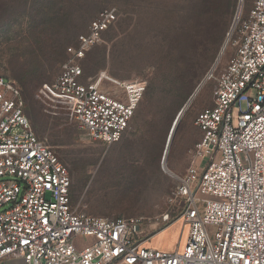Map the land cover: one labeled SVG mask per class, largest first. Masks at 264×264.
<instances>
[{
  "label": "built area",
  "instance_id": "2783aa9c",
  "mask_svg": "<svg viewBox=\"0 0 264 264\" xmlns=\"http://www.w3.org/2000/svg\"><path fill=\"white\" fill-rule=\"evenodd\" d=\"M116 19V9L103 10L40 89L49 109L70 113L107 146L125 137L147 91L143 80L86 76L82 61ZM231 33L230 62L205 78L215 84L214 106L195 118L193 163L183 176L172 173L177 185L162 221L188 226L175 252L148 247L141 219L97 217L73 205L69 171L34 131L21 88L0 76V264H264V0L246 14L241 6ZM78 239L89 242L79 248Z\"/></svg>",
  "mask_w": 264,
  "mask_h": 264
},
{
  "label": "rangeland",
  "instance_id": "374dc122",
  "mask_svg": "<svg viewBox=\"0 0 264 264\" xmlns=\"http://www.w3.org/2000/svg\"><path fill=\"white\" fill-rule=\"evenodd\" d=\"M228 1L225 9L223 0H0V76L21 88L34 131L70 173L72 202L80 211L141 219L144 238L170 226L162 221L177 185L170 172L183 176L193 163L201 138L195 118L214 106L215 84L205 78L230 62L239 8L246 14L254 0ZM109 8L117 19L82 61L86 76L143 80L147 91L125 137L107 146L94 142L70 113L49 109L40 89L60 74L68 47ZM201 85L177 126L165 171L172 127ZM184 236L188 226L178 221L146 245L176 247Z\"/></svg>",
  "mask_w": 264,
  "mask_h": 264
},
{
  "label": "crops",
  "instance_id": "0c3cea01",
  "mask_svg": "<svg viewBox=\"0 0 264 264\" xmlns=\"http://www.w3.org/2000/svg\"><path fill=\"white\" fill-rule=\"evenodd\" d=\"M179 222H180V221H179ZM181 222H182V221H181ZM172 225H173V224H172ZM172 225L168 226L167 228H165V229H163V230H161V231H159V232H161V233L166 232V230H167L169 227H171ZM159 232H157V233H159ZM157 233H155V234H157ZM155 234H153L152 236H154ZM152 236H150V237H152ZM186 239H187V237L184 236L182 242H181L178 246H176V247H173V246H165V245H163V246L161 247V250H163V251H169V252H175V251H178V250H182L183 247H184V245H185L184 243H186ZM158 250H159V249H158ZM2 264H23V262H22V260H19V259H9V260L3 262Z\"/></svg>",
  "mask_w": 264,
  "mask_h": 264
},
{
  "label": "water",
  "instance_id": "95a60500",
  "mask_svg": "<svg viewBox=\"0 0 264 264\" xmlns=\"http://www.w3.org/2000/svg\"><path fill=\"white\" fill-rule=\"evenodd\" d=\"M186 107H187V105H186V106L180 111V113H179V115L177 116V118H176V120H175V123H174V125H173V127H172V130H171V132H170V135H169V138H168L167 147H166V151H165L164 158H163V165H164V162H165V160H166V156H167V154H168V152H169V149H170V147H171V143H172V141H173V137H174L175 131H176V129H177V126H178L179 122L181 121L183 114H184L185 111H186Z\"/></svg>",
  "mask_w": 264,
  "mask_h": 264
},
{
  "label": "bare ground",
  "instance_id": "6f19581e",
  "mask_svg": "<svg viewBox=\"0 0 264 264\" xmlns=\"http://www.w3.org/2000/svg\"><path fill=\"white\" fill-rule=\"evenodd\" d=\"M226 47H227V45L223 47V51H222V53H221L220 58L223 56ZM220 58H219V60H220ZM202 88H203V85H201V86L197 89V91L195 92V94L193 95V97L191 98V100L189 101V103L187 104L186 111L189 109V107H190V106L194 103V101L197 99V97L199 96V93H200V91H201ZM186 111H185V112H186ZM184 114H185V113H184ZM184 114H183V115H184ZM169 150H170V149H169ZM167 157H168V154H167L166 158H167ZM165 165H166V160H165V162H164L163 169H164L165 171H167V170L165 169ZM170 174H172V173L170 172Z\"/></svg>",
  "mask_w": 264,
  "mask_h": 264
},
{
  "label": "trees",
  "instance_id": "16d2710c",
  "mask_svg": "<svg viewBox=\"0 0 264 264\" xmlns=\"http://www.w3.org/2000/svg\"><path fill=\"white\" fill-rule=\"evenodd\" d=\"M228 2H229L228 0H223V3H224L223 5H226V6H225V9L228 8ZM158 232H159V231H158ZM156 233H157V232H156Z\"/></svg>",
  "mask_w": 264,
  "mask_h": 264
}]
</instances>
